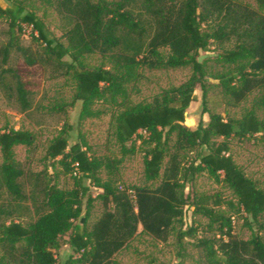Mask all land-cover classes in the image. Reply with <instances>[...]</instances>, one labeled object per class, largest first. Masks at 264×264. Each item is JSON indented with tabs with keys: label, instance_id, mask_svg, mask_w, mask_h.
<instances>
[{
	"label": "trees",
	"instance_id": "obj_1",
	"mask_svg": "<svg viewBox=\"0 0 264 264\" xmlns=\"http://www.w3.org/2000/svg\"><path fill=\"white\" fill-rule=\"evenodd\" d=\"M45 1L64 22L66 43L49 39L43 21L13 3L7 9L0 7V14L9 20L11 35L8 47L0 52L7 63L17 34L23 26L32 28L31 37L44 45L46 64L53 62L58 70L73 75V102L82 103L81 119L97 118L92 106L105 95L114 103L128 102L126 85L136 79L139 68L189 67L192 74L178 87L163 91L152 104H137L114 114L123 155L133 153L126 145L138 138L148 146L144 174L147 181L159 182L155 188L120 187L115 173L119 161L89 155L85 142L70 145L65 131L48 142L45 156L71 173L75 187L63 190L39 174L29 178L15 161L14 149L33 147L34 135L15 129L0 131V197L6 195L17 209L29 201L32 216L24 224L11 205L0 206V264H57L61 238L68 233L71 255L65 264H118L116 256L136 237L140 226L144 233L166 243L186 206L208 219V230L217 232L213 238L196 242L211 264H264V189L235 163L229 144L234 138L257 135L264 140V123L256 112L264 108V12L235 0ZM256 2L264 8V0ZM213 44L222 49L218 62L235 66L233 72L219 77L226 98L237 106L255 93L260 96L240 119L212 113L208 123L191 129L186 125L187 111L198 100L196 86L203 96L206 93L207 68L200 52ZM18 50L30 66L38 63L27 49ZM93 54L109 56L113 69L80 66L83 57ZM13 76L17 101L23 112L28 111L29 93L17 74ZM193 152L195 160L184 171V159ZM102 170L108 172L105 180L100 176ZM203 172L225 185L234 200L220 194L190 200L186 185ZM28 178L30 193L26 194L23 180ZM93 188L101 191L98 200L103 213L89 226ZM224 207L245 215L253 231L250 239L236 237L235 215L221 212ZM197 233L191 226L181 231L179 240L197 238Z\"/></svg>",
	"mask_w": 264,
	"mask_h": 264
},
{
	"label": "rangeland",
	"instance_id": "obj_2",
	"mask_svg": "<svg viewBox=\"0 0 264 264\" xmlns=\"http://www.w3.org/2000/svg\"><path fill=\"white\" fill-rule=\"evenodd\" d=\"M235 1L264 12V8H261L256 0ZM13 3L20 4L27 11L34 12L45 24L49 39L66 43L63 38L65 24L51 3L45 0H0V7L7 9ZM22 30V33L17 34L16 47L11 49L7 63L4 62L2 52H0V131L15 129L29 131L34 135L33 147L17 146L14 149L15 161L28 177L30 178L32 174H39L40 179H52L63 190L75 187V179L71 173H65L56 161H50L45 156L48 142L65 131L70 136V145L85 142L89 155L119 161L115 165V173L120 187L155 188L158 186L159 182L146 180L144 155L148 146L141 139L138 138L126 145L128 149H134L133 153L122 154L115 135L114 114L120 109L137 104H152L163 91L186 82L192 74L191 68L161 70L139 68L136 71V79L126 85L128 102L114 103L108 95H105L92 106V110L99 116L81 119L82 103L73 102L76 93V81L73 75L58 70L57 64L53 62L47 65L44 45L31 37L32 28L23 26ZM10 40L9 20L0 14V51L8 47ZM19 48L27 49L28 55L38 59V63L30 66L25 56L18 50ZM221 52L222 49L214 44L200 52V60L206 63L207 68L206 93L203 96L201 87L196 86L195 94L198 100L193 102L187 111L186 125L191 129H196L201 122L208 123L209 115L212 113L240 119L254 107L259 99L260 94L255 93L243 103L234 106L226 98L219 84V77L233 72L235 66L218 62L217 55ZM80 66L89 69L103 67L112 70L114 64L109 56L93 54L83 57L80 60ZM14 73L22 80L29 93L31 108L25 112L21 110L17 101ZM256 112L257 117L264 123V108H259ZM140 135L147 138L145 132H141ZM229 144L235 163L247 177L264 189V140L262 136L257 135L243 140L234 138L229 141ZM195 157V152L187 155L183 162L184 171L187 170L189 163L195 160ZM2 161L0 152V164ZM100 176L105 180L108 172L102 170ZM29 178L23 180L26 194L30 193ZM100 193L101 191L97 188L91 191L94 202L90 209L89 226L103 213L102 204L98 200ZM213 194H220L227 200H234L232 192L225 185L214 180L207 172L196 175L193 182L187 184L185 188V195L189 196L190 200ZM84 203L86 204L87 200ZM10 205L14 210V215L20 217L21 222L27 224L31 221L29 201L23 202L17 209L14 202L6 195L0 197V206L9 207ZM193 211L192 207H185L182 220L175 223L166 243L157 241L144 233L140 226L136 237L116 256L118 264H211L202 250L196 246V242L202 237L213 238L217 232L208 230V219L195 215ZM220 211L235 215L233 231L236 237L242 240L252 237L253 231L245 221V215L230 212L226 207ZM262 223L264 225V217ZM75 224H78V221ZM191 226L198 229L197 238H184L180 241L181 231ZM261 234L264 238V229ZM69 236L70 233L61 238L62 247L57 253V264H65L71 255V249L67 244ZM1 255L0 252V257Z\"/></svg>",
	"mask_w": 264,
	"mask_h": 264
},
{
	"label": "built area",
	"instance_id": "obj_3",
	"mask_svg": "<svg viewBox=\"0 0 264 264\" xmlns=\"http://www.w3.org/2000/svg\"><path fill=\"white\" fill-rule=\"evenodd\" d=\"M131 194H133L132 192H130Z\"/></svg>",
	"mask_w": 264,
	"mask_h": 264
}]
</instances>
